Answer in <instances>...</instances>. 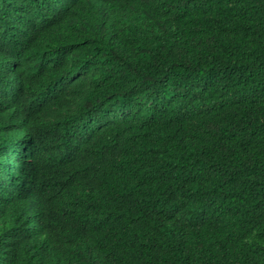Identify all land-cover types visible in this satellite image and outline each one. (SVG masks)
Returning a JSON list of instances; mask_svg holds the SVG:
<instances>
[{
	"label": "trees",
	"instance_id": "trees-1",
	"mask_svg": "<svg viewBox=\"0 0 264 264\" xmlns=\"http://www.w3.org/2000/svg\"><path fill=\"white\" fill-rule=\"evenodd\" d=\"M99 1L26 70L54 262L264 264V0Z\"/></svg>",
	"mask_w": 264,
	"mask_h": 264
},
{
	"label": "clouds",
	"instance_id": "clouds-1",
	"mask_svg": "<svg viewBox=\"0 0 264 264\" xmlns=\"http://www.w3.org/2000/svg\"><path fill=\"white\" fill-rule=\"evenodd\" d=\"M102 7L99 0H0V264H66L54 262L34 208L39 145L22 107L26 70L30 53L58 55L60 38L75 42ZM15 215L17 223L7 220Z\"/></svg>",
	"mask_w": 264,
	"mask_h": 264
}]
</instances>
